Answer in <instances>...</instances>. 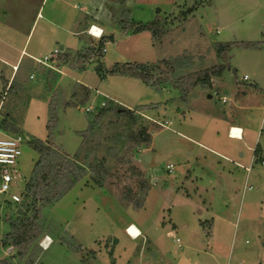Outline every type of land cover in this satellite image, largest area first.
I'll list each match as a JSON object with an SVG mask.
<instances>
[{"label": "rangeland", "instance_id": "1", "mask_svg": "<svg viewBox=\"0 0 264 264\" xmlns=\"http://www.w3.org/2000/svg\"><path fill=\"white\" fill-rule=\"evenodd\" d=\"M47 1L41 6L39 0H0V56L15 64L20 49L28 43L16 73L0 62V122L6 119L14 124L26 140L45 142L49 102H55L59 125L54 144H48L62 155L65 146V156L88 175L53 208L42 212L41 238L48 237L52 244L48 251L41 249L34 264H264V165L255 159L250 166L252 154L245 150L244 141L228 140L219 123L223 120L217 118L230 107L222 99L232 102L228 87H237L247 76L250 80L240 87L248 98L259 99L262 109L243 123L253 131H248L249 139L257 134L259 140L264 134V93L255 86L256 77L264 80V47H235L226 61L216 48L217 44L264 41V0ZM189 12L196 21L189 20ZM38 13L43 19L34 23ZM77 18L86 30L100 26L103 34L96 39L86 31L79 38L71 35L70 26ZM155 18L166 30L157 43L149 32H135L132 27ZM62 29L69 30V38L58 39L56 49L63 44L71 50L69 56L76 57L90 44L103 42L102 56L84 71L55 62L61 81L57 79L47 90L44 83H38L37 74L43 76L49 69L28 55L42 60L52 53L48 44ZM4 43L15 46L17 53ZM81 44L82 51L74 52ZM35 47L40 49L34 52ZM177 58H186L190 64L182 76L227 65V84L223 88L217 84L215 90L196 88L183 102L171 80L163 86L155 76L153 84L145 86L136 78L108 74L117 65L160 68L162 61ZM100 65L101 75H97ZM10 82L19 88L6 95L4 85ZM95 91L115 101V107L135 112L133 122L110 112L101 122L92 123L99 110L86 114L84 107ZM140 107L148 110L137 113ZM244 116L250 119L248 112L232 119L238 122ZM84 121L85 127L81 125ZM141 129L151 139L144 145L135 137ZM4 136L14 137L0 132V138ZM212 147L226 148L230 154L219 157L211 153ZM238 150L244 154L243 168L232 164L236 158L239 161ZM37 159L26 146L19 162L26 181ZM92 165L102 178L92 171ZM168 166L173 167L171 174L166 171ZM248 166L249 175L245 172ZM256 175L260 178L254 179ZM138 205L142 208L136 209ZM17 207L0 212V237L16 218ZM131 226L140 233L136 240L126 233ZM171 232L174 239L167 236ZM3 261L22 264L12 249H0Z\"/></svg>", "mask_w": 264, "mask_h": 264}, {"label": "trees", "instance_id": "2", "mask_svg": "<svg viewBox=\"0 0 264 264\" xmlns=\"http://www.w3.org/2000/svg\"><path fill=\"white\" fill-rule=\"evenodd\" d=\"M191 12H189L190 14ZM84 26V22H82ZM135 32L143 33L149 32L151 34L152 41L157 43L161 37L165 34L166 30L163 29L162 23L158 18L143 25L132 26ZM102 39V38H101ZM110 40L112 37L109 38ZM113 40V39H112ZM103 42L98 45L90 44L83 52L76 55V57H70L67 54H59L56 59V64L68 66L72 70L84 71L83 68L93 60L101 57V51L103 49ZM260 46L259 43H229V44H217L218 54L223 61L228 59V54L235 47L246 49H257ZM99 53V54H98ZM74 61V62H72ZM188 59H172L169 61H162L160 66L162 67H146V66H114L111 71H108L109 75H123L132 78L139 79L145 86L152 85V80L156 76L160 80V84L163 86L171 80L172 88L179 91L183 102L186 99V95L196 88L203 87L209 88L211 84V78H219L225 70L227 65L214 66L204 69L199 72L190 73L186 76H182L181 72L190 69ZM99 65V63H98ZM101 65L97 66V75H101ZM45 88L47 90L52 89L53 83L57 81V73L52 70H46L44 73ZM6 89L7 84L4 85ZM14 84L8 88V92L12 91ZM153 88V87H152ZM164 89V87L162 88ZM88 91H86V98ZM84 104V103H83ZM65 108H69L66 104ZM49 121L47 122V141L42 142L38 139H27L26 146L38 155V159L33 167L32 173L22 189L21 196L22 202L17 207L16 218L13 221L8 222L9 230L0 239V248L7 250L12 249L15 251V257L22 264H34L35 260L39 258L42 253L39 244L44 234V226L41 222L42 212L50 210L58 203L66 193L71 191L74 186L87 177L88 172L75 161L60 154L52 145L54 144V133L58 129L59 116L55 102H49ZM148 110L147 107H140L138 112H144ZM110 112L117 113L122 118H126L133 122L135 112L123 109L121 106L115 107L112 101H107L106 106L99 110V113L92 118L93 122H101L104 116ZM0 132L6 135H20V130L8 120L4 119L0 122ZM140 133L135 136L137 143L144 145L150 142V138L146 135V131L141 129ZM26 148V147H25ZM255 157L258 158V147L255 149ZM257 162H263L260 158ZM102 166V165H101ZM100 166V170L103 167ZM92 171L96 176L102 178L97 172L98 167L91 166ZM142 205H138L136 209H141ZM0 264H11L7 261L0 262Z\"/></svg>", "mask_w": 264, "mask_h": 264}, {"label": "crops", "instance_id": "3", "mask_svg": "<svg viewBox=\"0 0 264 264\" xmlns=\"http://www.w3.org/2000/svg\"><path fill=\"white\" fill-rule=\"evenodd\" d=\"M39 1H42V4H41V6H43L44 5V3H46V2H48L47 0H39ZM210 2V8L212 9L213 8V5H212V2L211 1H209ZM36 5H37V3H35ZM40 6V7H41ZM202 6V9H204V6L203 5H201ZM200 6V7H201ZM75 7V6H74ZM192 12V11H191ZM188 18H189V20L190 21H196V18H195V14H193V13H190L189 14V16H188ZM43 18H42V15H41V13H38L37 15H36V17H35V20H34V23L37 21V20H42ZM1 21V20H0ZM81 21V20H80ZM79 21V19L77 18L75 21H73L72 22V25L70 26V28L72 29V33H71V35H73V36H75L76 38H79L80 36H83L84 34H85V31H86V34H87V31H88V29L86 30L85 29V27H86V24L83 26V24H82V22H80ZM2 22V21H1ZM187 22H188V20H187ZM33 23V24H34ZM34 26V25H33ZM92 27V26H91ZM93 27H95V28H97L100 32H102V34H103V29L100 27V26H93ZM90 28V27H89ZM182 28V27H181ZM88 36H90V37H92V38H94V39H96V37H94V36H92V35H90V34H87ZM67 38H69V30L67 29V30H65V29H62V30H60V31H58V34L52 39V41H50V43L48 44V49H51V52L53 51H55V50H58L59 51V47L60 46H62L63 47V50L62 51H59L60 52V54L62 53V54H68L69 55V51H71L69 48H65V45H60V46H58V49H56V46L57 45H59V40L58 39H63L64 41H66V39ZM28 41V40H27ZM247 43H259L260 44V46L257 48V49H261V48H263L264 47V41H262V40H260V41H246ZM216 44H217V42H216ZM4 45L7 47V48H9V49H12V51L13 52H15V53H17V50L18 49H15V46H12L10 43H4ZM27 45H28V43L26 42V44L23 46V48H21L20 49V52H19V55H18V58H17V60H16V62H15V64H13L14 63V60H8L7 58H5V55H1L0 56V62L1 63H3L4 65H6V67L7 68H10V69H12L13 67H17V70H18V67L20 66V61H21V58L22 57H25L26 55H27ZM82 45V44H81ZM80 45V49L78 50V51H74V52H80V51H82V48H83V45L81 46ZM38 49H40V47H35V48H33V50H34V52H36ZM257 49H251V50H257ZM52 52V53H53ZM52 53H50V54H52ZM49 54V55H50ZM40 55V54H39ZM45 56H48V54L47 55H45ZM44 56V57H45ZM28 57H29V59L30 60H32V61H34V62H36L38 59H35V58H31V57H33V56H29L28 55ZM8 61H11V62H8ZM37 63V62H36ZM51 64L53 65V67H52V69H49V70H52V71H55V72H58V70H57V67L55 66V62L54 61H52L51 62ZM219 66H224V65H219ZM45 69V68H44ZM207 69V68H206ZM17 70L16 71H14L15 73L17 72ZM44 71V70H43ZM42 71V72H43ZM229 71V67H228V69L227 70H225V72H223V74L219 77V78H217V77H212L211 78V84H210V86H211V88L213 89V90H215L217 87H219L217 84H219L220 86H221V88H223L227 83L226 82H224V79L226 80V76H225V73L226 72H228ZM46 72V70L44 71V73ZM65 72V71H64ZM36 73H38V72H36ZM44 73H43V75H44ZM63 75V74H62ZM66 75V74H65ZM234 75H235V73H234ZM245 77H247V76H244L243 77V79H242V83H246V82H248L250 79H249V77H247L246 79H245ZM59 79V78H58ZM256 80H257V82H255V86L258 88V90L261 92V94H263L264 93V87L261 85H259L258 83H264V80H262L261 79V77L259 76V77H256ZM37 81H38V83L40 84V85H42L43 86V83L45 84V78H44V76H41V75H39V74H37ZM59 81H61V78L59 79ZM217 81H218V83H217ZM69 82V81H68ZM76 82L78 83V84H80V82L79 81H77L76 80ZM216 82V83H215ZM242 83H238V85H237V87L235 86V85H233V86H231V87H228L229 88V90L231 91V93H232V96L231 97H233L232 98V102H231V100H229V99H226L225 98V102L224 103H222V104H227V101L228 102H230V107H228V109H227V111H225L224 113H220V114H218V116H217V118L218 119H222L223 121H220L219 123H220V125H222L221 126V128H222V132L224 133V134H226V136H227V138H228V140H233V141H241V142H243L244 143V148H246L245 150H249V152H250V155L252 154V156H251V160H250V166H251V164H252V162L253 163H255V159H258V158H260L262 161H264V134H263V131H262V133L259 135V140L257 139V137H258V135L256 134L254 137H253V139H252V142H251V139H249V137H252L249 133H248V131H251V130H248V127L243 123L245 120H246V122L247 121H251L252 120V118L254 117V114H256L257 112H260L261 111V109H262V107H260L259 106V104H258V101H259V99H257V98H252V97H249L248 98V95H247V93L244 91V89L242 88V87H240V84H242ZM5 84H7V87H6V95H7V93H9L7 90H8V88H9V86L11 85V82L10 83H5ZM65 85L67 84V82H65L64 83ZM252 85V84H251ZM66 86H69V85H66ZM5 87V86H4ZM14 87H15V89H18L19 88V86L18 85H16L15 86V84H14ZM149 88V87H148ZM14 90V88L12 89V91ZM12 91H10V92H12ZM99 94H101L103 97H104V99L106 98V99H108V101H112L114 104H116V102L115 101H113L112 99H110L107 95H104V93H101V92H99V91H97ZM224 97V96H223ZM208 99H210L209 97H208ZM257 101V102H256ZM31 103V102H30ZM248 104H251L252 106H248ZM164 109V108H163ZM163 112V111H162ZM246 112H248L249 113V117H250V119H248V118H246L245 116L244 117H242V118H240V120L238 121V122H234L233 121V119L232 118H234V117H236V116H240V115H242V114H244V113H246ZM86 116V115H85ZM195 116H197V115H195ZM229 117V118H228ZM231 117V118H230ZM146 118H148V117H146ZM227 119V120H226ZM86 123H85V121H84V125L83 124H81L83 127H85L86 125H85ZM166 124H171V123H166ZM167 128V127H166ZM82 129H84V128H82ZM231 129H235L236 131V134L237 135H239L238 136V138L239 139H237V138H233V137H231V135H230V130ZM21 130L23 131V129L21 128ZM251 132H253V131H251ZM61 135V134H60ZM249 139V140H248ZM257 141L259 142V143H257ZM251 143H254V144H251ZM195 144H196V142H195ZM198 145V147L199 148H202V149H207L208 150V148H206L205 146H203V145H201V144H197ZM258 147V150H259V155H258V158L257 157H255V149ZM63 151L61 150V152H63V154H65V155H67L66 153H65V146H63ZM62 149V148H61ZM212 149L215 151H211V153H214L215 155L217 154L219 157H221V155H224V156H227V155H229L230 153L228 152V150L226 149V148H216V147H212ZM239 152L241 151V150H238ZM64 155V156H65ZM69 158V157H68ZM224 159H226L225 157H223ZM243 158H244V154L242 153V152H240V154H239V156H238V159H239V161L237 160V158L234 160V162H232V164H234L237 168H243V166H242V164H241V162L243 161ZM72 159V158H71ZM73 160V159H72ZM226 160H228V159H226ZM250 166H248L247 168H245V172L249 175L250 173H251V167ZM168 173V172H167ZM248 175L246 176L247 178H248ZM254 177V179H258V178H260L258 175H256V176H253ZM188 178L186 177L185 178V180H184V182H186V180H187ZM184 184V183H183ZM185 185V184H184ZM185 187H186V185H185ZM183 188V187H182ZM192 191H193V189H192ZM135 227V226H134ZM5 234H3L1 237H0V239L4 236ZM1 249V248H0Z\"/></svg>", "mask_w": 264, "mask_h": 264}, {"label": "built area", "instance_id": "4", "mask_svg": "<svg viewBox=\"0 0 264 264\" xmlns=\"http://www.w3.org/2000/svg\"><path fill=\"white\" fill-rule=\"evenodd\" d=\"M87 34L96 38H100L101 36V32L93 26L88 29ZM59 54L60 52L55 50L52 54L45 56L42 60H37L36 62L47 69H52L53 65L51 62H56ZM12 70L16 71L17 67H13ZM246 78L247 77H245V79ZM103 98L104 97L101 94L95 91L93 99L84 107V112L86 114H94L96 111L103 109L106 106V101H104ZM224 102L225 99H222V103ZM235 131V129H231L229 133L231 137L238 139L236 136L239 135H237ZM26 142L27 140L19 135L14 137L4 136L3 138H0V212H4V209L8 207L19 206L21 203V192L27 181L19 172V162L26 147ZM261 165H264V161ZM166 171L171 174L173 172V167H166ZM185 202L186 199H183L182 203ZM132 227L133 226L126 229L128 236H131L130 230ZM167 236L172 239L175 238L172 232L168 233ZM175 242L179 243V240L175 239ZM51 244L52 241L46 237L40 242L39 247L43 251H48Z\"/></svg>", "mask_w": 264, "mask_h": 264}, {"label": "bare ground", "instance_id": "5", "mask_svg": "<svg viewBox=\"0 0 264 264\" xmlns=\"http://www.w3.org/2000/svg\"><path fill=\"white\" fill-rule=\"evenodd\" d=\"M94 31H95V29H94ZM94 35H96V34H94ZM236 137H238V136H236ZM130 232H131V236H129V238L131 240H136L140 237V233L134 227L131 228Z\"/></svg>", "mask_w": 264, "mask_h": 264}, {"label": "water", "instance_id": "6", "mask_svg": "<svg viewBox=\"0 0 264 264\" xmlns=\"http://www.w3.org/2000/svg\"><path fill=\"white\" fill-rule=\"evenodd\" d=\"M63 50V47L62 46H60L59 47V51H62ZM234 73V72H233ZM113 244H116V240H114V242H113ZM154 256V255H153ZM155 257V256H154Z\"/></svg>", "mask_w": 264, "mask_h": 264}]
</instances>
